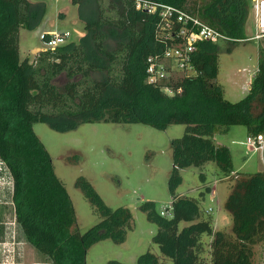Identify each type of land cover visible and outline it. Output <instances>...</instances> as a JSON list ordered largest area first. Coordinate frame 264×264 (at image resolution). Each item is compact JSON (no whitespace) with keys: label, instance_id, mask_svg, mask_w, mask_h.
<instances>
[{"label":"trees","instance_id":"1","mask_svg":"<svg viewBox=\"0 0 264 264\" xmlns=\"http://www.w3.org/2000/svg\"><path fill=\"white\" fill-rule=\"evenodd\" d=\"M68 1L77 7L85 34L29 60L19 56L20 30L41 18L42 6L0 0V163L12 182L14 220L25 242L50 264H86L92 245L107 238L122 244L134 227L128 208L112 210L79 177L75 187L100 222L83 234L78 231L70 196L34 124L58 131L86 122L146 124L161 131L184 125L183 135L169 142L170 212L162 216L146 203V216L156 225L152 243L170 264H253L255 246L264 255V170L238 172L229 148L219 141L228 139L234 127H243L247 135L264 133V47L258 45L257 70L243 99L228 102L216 82L218 56L248 39L251 0H211L200 10L187 8V0H145L178 7L223 37L197 44L191 74L174 84L182 89L175 96L146 82V62L162 52L169 33L157 14L137 10L133 0ZM178 27L173 24L170 32ZM207 164L232 182L222 204L231 221L228 229L214 228L211 208L203 207L209 186L196 198L175 194L183 171H197L203 182ZM159 263L146 252L135 264Z\"/></svg>","mask_w":264,"mask_h":264},{"label":"rangeland","instance_id":"2","mask_svg":"<svg viewBox=\"0 0 264 264\" xmlns=\"http://www.w3.org/2000/svg\"><path fill=\"white\" fill-rule=\"evenodd\" d=\"M29 1L42 6V15L32 27L20 30L21 59L31 60L44 49L39 40V34L43 32H68L69 43L78 42L85 34L77 19V7L68 0ZM210 1L187 0L186 7L200 10ZM254 31L252 13L248 38ZM258 45L264 47V41L246 40L235 44L229 53L218 56L216 82L228 102H237L247 95L257 70ZM187 74H191L190 71ZM33 130L50 155L54 172L70 196L81 234L98 224L100 217L75 187L79 177L92 185L109 208L126 207L132 214L134 227L127 231L125 241L122 244H115L109 238L98 241L87 251L86 264H107L108 261L135 264L137 258L146 252L157 256L159 264H170L152 243L156 225L147 218L145 209L148 202L150 209L157 214L167 216L170 212L168 176L172 165L169 142L183 135L184 125H172L161 131L146 124L86 122L70 130L58 131L45 123H37ZM246 135L243 127H234L230 137L219 142L229 148L235 170L253 174L264 170V157L258 153L245 154ZM203 173L205 179L202 182L197 171H183L182 182L175 194L196 198L204 186H209L212 188L210 194H214L209 199V193L205 191L203 207L211 208L210 214L217 229H228L231 221L222 210V204L232 182L212 164H207ZM11 192L10 176L0 163V264H50L25 242L14 220ZM253 264H264L261 246L254 247Z\"/></svg>","mask_w":264,"mask_h":264},{"label":"built area","instance_id":"3","mask_svg":"<svg viewBox=\"0 0 264 264\" xmlns=\"http://www.w3.org/2000/svg\"><path fill=\"white\" fill-rule=\"evenodd\" d=\"M133 1L137 10L157 14L169 30L162 41V52L149 57L146 62V82L160 89L166 96L180 95L182 89L175 88L174 84L188 75L197 44L216 43L223 37L198 17L178 7L145 0ZM251 2L255 31L247 40L264 41V0H251ZM173 24L179 25L175 33L170 32ZM69 37L68 32L46 31L39 34V40L45 46L43 50H53L62 46L68 43ZM173 72L182 75L175 76ZM244 145L246 155L258 153L264 157V133L255 136L246 135Z\"/></svg>","mask_w":264,"mask_h":264},{"label":"crops","instance_id":"4","mask_svg":"<svg viewBox=\"0 0 264 264\" xmlns=\"http://www.w3.org/2000/svg\"><path fill=\"white\" fill-rule=\"evenodd\" d=\"M211 189H212V188H210V190H211ZM210 193H211V191H210ZM210 193H209V199H212V196H213L214 193H213L212 195H211ZM210 197H211V198H210ZM206 209H209V208H206ZM212 217H213V216H212ZM214 223H215V220L213 219V224H214ZM214 228H217V227H215V224H214ZM18 264H21V263H18Z\"/></svg>","mask_w":264,"mask_h":264}]
</instances>
